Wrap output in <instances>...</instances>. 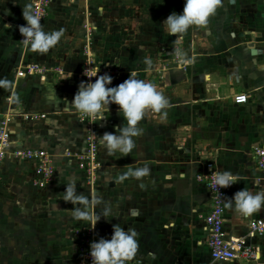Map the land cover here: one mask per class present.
Segmentation results:
<instances>
[{"label": "crops", "instance_id": "obj_1", "mask_svg": "<svg viewBox=\"0 0 264 264\" xmlns=\"http://www.w3.org/2000/svg\"><path fill=\"white\" fill-rule=\"evenodd\" d=\"M32 1L27 0L31 10ZM162 1L165 3L166 18L174 10L176 13L183 11L185 0ZM83 2L86 3L82 7L85 14L80 13L82 9L77 6ZM104 14L103 3L94 0H52L49 15L41 25L45 32L66 33L65 54L60 53L58 43L46 53L33 52L29 48L25 51L17 28L26 21L23 16L15 18V40L9 41L12 47L19 50L14 72L21 62L34 60L50 68L62 67L66 75L72 73L69 78L63 80L55 72L46 81L38 76L5 77L2 75L9 72V61L3 58L5 64H0V91L3 88L11 98L6 101V96H0V121L14 109L47 114L44 118L28 121L16 119L11 125L12 148H45L51 154L56 169L52 182L45 188L33 184L35 160L8 156L0 170V217L6 224L18 221V202L26 197L32 198L33 202L42 198L41 202L48 206L44 208L48 211L42 226L41 223L40 228L38 226L41 235H33L37 230H26V233H31L25 243L30 253L35 249L29 244L43 246L36 257L29 254L28 259H32L27 264H79L67 248V245L73 247L72 241L58 237L59 233L68 231L66 218L72 230L87 221L74 219L75 209L80 204L73 205L63 200L66 185L70 183L75 184L82 201L86 198L82 191L87 190L81 188L85 181L81 179L83 176H80L75 160L65 155L67 149L75 151L71 148L79 145L76 142L80 138L78 135L86 129L76 110L68 106L76 94L74 91H78L83 81L79 75L86 58L85 49H82L86 34L84 24L88 22L97 27L91 39V49L97 61L101 58L108 63L112 61L111 66L113 63L114 68L122 70L129 58L142 57L140 50L137 53L133 50L130 54L126 48L117 49L121 45L119 36L113 40L108 33L115 31L117 34V31L103 28L106 19H102L101 15ZM7 18L8 24L13 25L10 17ZM182 36L187 40V61L194 56L195 62L186 70L169 67L165 70L164 84L187 91L190 87L197 90L195 96L203 103L202 110L197 114V137L203 138L207 144L200 157L197 153L192 154L186 161L188 156L183 154V147L173 155L174 149L169 144L171 130L165 120L162 122L156 117L150 119L153 121L151 124L144 123L146 127L142 129H147V133H140L145 138L138 139L139 145L133 151L134 158L138 159L135 168L148 166L149 174L139 179L124 178L130 185L124 194L121 193L123 189L115 188L111 197L109 195L105 201L102 200V209H107L108 218L101 217L104 233L101 232L103 234L99 238L110 239L114 224L126 231L134 230L137 249L132 258H142L145 264H252L246 260H213L208 246L209 231L204 220L211 197L209 190L197 180V174L204 171L205 162L211 155L220 173L227 171L238 178L239 182L226 197V233L228 237H247L264 254V235L249 237L250 222L264 213V205L250 216H244L235 210L232 201V196L241 189L253 193L264 191V174L255 156L256 149L264 147V0H220L207 25L192 26ZM76 39L79 43L73 44L71 40ZM3 42L7 45L5 40ZM77 44L80 47L75 49ZM6 49V46H1V50ZM113 57L118 60L113 62ZM124 78L128 79L127 76ZM117 85L112 79L108 86ZM240 92L249 95L247 103L234 102V95ZM206 103L215 106L211 112L205 109ZM109 107L101 123L102 135L114 133L118 131L117 127L123 125L121 116H118L122 113L119 106L111 104ZM76 115L77 118L74 117ZM184 129L189 128L186 126ZM160 138L164 139V143ZM65 143L69 147L66 148ZM101 150H105V163L111 168L114 157L108 155L104 145ZM103 180L102 186L108 184ZM109 207L116 208L115 215L108 213ZM29 226L26 221L21 227L25 231V227L32 228ZM9 227L13 229L14 226ZM16 263L12 259L0 258V264Z\"/></svg>", "mask_w": 264, "mask_h": 264}, {"label": "rangeland", "instance_id": "obj_2", "mask_svg": "<svg viewBox=\"0 0 264 264\" xmlns=\"http://www.w3.org/2000/svg\"><path fill=\"white\" fill-rule=\"evenodd\" d=\"M95 1L97 3H103L104 6L105 14L101 16L102 19H106V22L104 21L105 23H103V28H113V30L117 31V34L115 31H110V33H108L109 36L111 35L113 40H116L117 35L119 36L121 45L120 47H117V49L126 48L128 52L130 51V54H132L133 50L136 53L140 50L142 55L141 58H129V61H127V64L124 68H122V70L114 68V65L112 63L111 67L113 68V71L110 72L109 75L112 76L114 82L119 85L120 83L125 81V76L129 77L130 75H133L137 79L152 83L157 88V91L162 93L165 99L167 100L166 106L162 108L159 112L149 111L144 117L146 118V121L141 120L138 122L137 127L140 129V133H147V129L142 128L146 127L144 123L148 122L149 124L150 122H153L150 121V119L154 120L157 117L158 119H161L162 122H164L165 120L166 124H169V129L171 130L172 136L170 137L171 142L169 144H171L172 148L174 149L173 155L174 152L176 154L178 153V151H181L180 147H183V150L185 151V153L183 154H187L188 156V158L185 156L186 161L190 160L192 154L197 153V155H199L200 157L201 151L207 144V141H205L203 138L197 137L196 130L197 114L200 113V110H202L203 106L202 99L195 96L196 93L194 92H197V90H193L191 89V87L187 91L182 88L167 87L164 84L166 73L165 70H168L169 67H182L186 70L188 66H191L195 62L194 56L189 58V60L187 61L186 37L182 35L170 36L165 30V25L162 23L166 19L164 1L94 0V2ZM75 3L76 2H74L73 4ZM84 5H86L85 2H83L82 5L78 4L77 6H79L78 8L82 9ZM23 8H28L27 0H0V55L4 54L0 59V64H5L4 61H9V72H6L5 75H2L5 77L9 75L16 76V72H14V67L18 63L19 50L18 47H12V43L9 41L15 40V24L17 22L15 18L23 16ZM84 12L85 11L83 9L80 10V13ZM7 17H10V20L12 21V23H14L13 25L8 24L9 19ZM84 27L86 30V34L84 36V45L82 48L83 50L89 43V33H92L93 37L94 33L97 30V27L95 25H92L91 23L89 24L88 22L84 24ZM106 32H108V30ZM62 33L63 35L61 36V39L58 42L57 48L60 49V53L65 54L66 51L64 50V48L65 44L68 42V38L65 36L66 33ZM3 40L6 41L7 45H5ZM71 42L79 43L77 39L76 41L71 40ZM78 45L79 44L73 46L75 49H78L80 47ZM1 46H6L7 49L1 50ZM112 47L116 48V46L114 45ZM189 48L191 49V46H189ZM177 50H180L182 55H177ZM190 51L193 50L191 49ZM3 58L5 59L4 61ZM146 58H150L153 62V67L151 69H149L144 63ZM101 59L102 62L105 61V59ZM114 60L115 59L113 57V62ZM111 62L112 61H110L109 64H111ZM183 91H185V93ZM76 92L77 91H74V93ZM7 95L8 94L5 93L2 88L0 91V96H6L7 101L8 99H11L10 96ZM214 107L215 106L213 104L206 103L205 109H207L208 112H211ZM114 109H116V106L114 107ZM107 111L108 110H106L104 113L107 114ZM166 115L167 117H165ZM118 116H121V122H123L121 128L126 127L127 120L124 119L123 113H120ZM74 117L77 118V115ZM78 117L80 118V121L84 124L86 129L83 133L78 135L80 138L77 139L76 142L79 143V145L74 148L70 147L71 149H75V151L71 152L70 149H67L65 155L75 160L77 169L79 168L78 171L80 172V176H83L81 179L85 181V185H82L81 188H86L87 190H85L86 192H83L82 190L80 191H82V194L86 196V198L83 199L84 202L80 203V206L78 207L87 210V212L94 217L98 214H103L104 212H106L107 209H102V200L105 201L107 196L109 195L111 197L112 191H114L115 188L123 189L121 193L124 194V190H126V188L130 185L126 183L128 180L124 181V178L122 179V177H125V174L128 173L129 170L136 169L135 165H137L138 159L137 157H135L136 160L134 158V149L131 153L123 157H121L122 154L116 153L115 155H110L111 157H114V164H112L113 166H111V168H108L107 164L105 163V157L103 156L105 150H101L102 146L104 145L101 132L103 126L101 125L98 137L99 151L97 154L100 163L97 169L94 171V178L91 179L86 173V170L81 167L80 163L81 151L84 147H87L88 145L87 140L89 132L80 114H78ZM103 120L104 119H102L100 123H102ZM157 122L158 121H156V123ZM186 126L189 129H184ZM116 129L118 130L117 134H119L120 128L117 127ZM169 129L167 127L168 131ZM143 138L145 137H143L142 135L133 137L136 147H138L139 145L138 139ZM160 140L164 143V139L160 138ZM65 145L66 148L69 147L67 143H65ZM102 179H104L103 182L108 184H104L102 186ZM125 179H132V176H126ZM30 199L32 198L26 197L20 202H18L17 207L19 209L17 210V212L20 214L18 221H12L6 224L5 220L0 217V258L5 257V259H12L14 262H17L16 264H27L28 261L32 259H28L29 254L31 256L35 255L36 257L38 252H42L43 246L39 243L32 245L29 244L32 249H35L34 252L30 253V251L27 249V244H25L26 237L31 233H26V230H37L33 235H41L42 231L38 229V226L42 222L43 218L47 215L48 208H44L48 206L44 205V203L41 202L42 198H38L39 200L37 199L34 202ZM115 209L116 208L109 207L108 213L115 215ZM26 221L30 224L29 227L32 228L27 229L25 227V231H23L24 228H22L21 226ZM67 221L68 218H66L65 220L68 231L66 230L64 233H59L60 236L58 238L65 239L66 237L68 240L72 241L73 247L71 248L70 245H67V248L71 250L70 255H73L77 261L79 257L78 234L80 233H78L77 230L80 229L82 235L89 230H93L95 236H97V239H100V235L104 233L103 229H101L102 218L96 223L94 228L90 227V221L87 220L86 222L81 223V225H78V227H75L73 230L68 227ZM12 225L14 227L13 229H10L11 227L9 226ZM53 242L55 243L56 239H54ZM55 244H57V242Z\"/></svg>", "mask_w": 264, "mask_h": 264}, {"label": "clouds", "instance_id": "obj_3", "mask_svg": "<svg viewBox=\"0 0 264 264\" xmlns=\"http://www.w3.org/2000/svg\"><path fill=\"white\" fill-rule=\"evenodd\" d=\"M219 4L220 0H185L183 11L172 12L162 23L170 36L182 35L192 26L207 25ZM22 15L26 24L19 26V32L23 37L24 45L31 51L46 53L59 42L63 33L61 31L45 32L40 17L35 15L31 8H23ZM177 55H182L180 50H177ZM144 63L149 69L153 67L150 58H146ZM98 70L91 76L87 75L89 78L96 77L94 82L91 80L82 81L79 84L78 91L73 100L68 102V106L86 118L102 120L105 118V110L109 111L111 104L118 105L119 112H122L124 119L127 120V126L120 128L119 134L117 131L104 133L102 140L110 155L120 153L123 157L136 147L133 137L140 135V129L137 127L138 122L149 111L159 112L166 106L167 100L152 83L137 79L133 75H130L119 85L109 87L108 85L112 83V76L107 73L97 76ZM68 73L70 74L64 78H69L72 75L71 72ZM149 171L148 166H144L129 170L125 177L130 175L139 179L148 175ZM213 182L220 189L227 188L239 181L234 174L224 171L217 174ZM63 200L71 202L73 205L84 202L74 183L66 185ZM232 201H234L235 210L238 213L250 216L264 205V191L253 193L247 189H241L232 196ZM101 217L108 218L107 211L93 217L87 210L77 207L74 215L76 220L90 221L91 228L95 227ZM136 249V232L134 230L126 231L114 224L110 239L101 237L90 243L91 264H126L134 256Z\"/></svg>", "mask_w": 264, "mask_h": 264}, {"label": "built area", "instance_id": "obj_4", "mask_svg": "<svg viewBox=\"0 0 264 264\" xmlns=\"http://www.w3.org/2000/svg\"><path fill=\"white\" fill-rule=\"evenodd\" d=\"M52 0H33L32 12L40 17L42 22L48 17L51 9ZM26 24V23H25ZM24 25V24H22ZM21 26V25H20ZM17 35L19 41L24 46V50H27V46L23 43V37L19 32V26L17 28ZM92 33L88 35V41L85 48L86 58L84 61L80 78L83 82L93 81L96 77L89 78L97 72V76L105 73L109 74L113 71L111 64L104 61H97L91 49ZM111 67V68H110ZM58 73L61 79L66 76V72L62 67L50 68L38 61H23L17 67L16 77H29L38 76L41 80L46 81L51 73ZM88 75V76H87ZM65 79V78H64ZM63 79V80H64ZM233 100L237 104H244L249 101V95L245 92L235 94ZM46 113L25 111L21 109H14L7 112L0 121V170L4 161L8 156H13L17 159H28L36 161L35 177L33 182L40 188L48 186L55 174V165L49 151L41 147H23L18 146L12 148V133L11 125L18 118L22 120H34L46 117ZM105 116V113H104ZM81 118L87 126L89 132L87 147H84L81 151L80 163L81 167L86 170V173L91 179L94 178V171L99 165V159L97 157L99 151V129L101 126L99 118H86L81 115ZM257 165L264 174V147H259L255 152ZM209 159L205 162V169L197 174V180L203 186H205L210 192V205L208 212L204 216V220L209 231L208 246L211 251V256L214 261H236L246 260L252 264H264V254L260 247L250 243L247 237H228L225 230L226 220V197L235 184L218 189L214 184V179L219 170L216 168L212 156H208ZM78 263L79 264H91V257L89 255L90 243L94 240H98L93 230L81 234V230L78 229ZM253 235H264V213L254 218L250 222L249 237ZM126 264H145L142 258H131Z\"/></svg>", "mask_w": 264, "mask_h": 264}]
</instances>
